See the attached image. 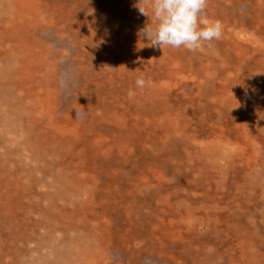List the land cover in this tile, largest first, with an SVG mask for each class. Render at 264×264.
I'll return each mask as SVG.
<instances>
[{"label": "rangeland", "instance_id": "374dc122", "mask_svg": "<svg viewBox=\"0 0 264 264\" xmlns=\"http://www.w3.org/2000/svg\"><path fill=\"white\" fill-rule=\"evenodd\" d=\"M11 1L22 27L5 55L17 61L18 97L29 101L36 90L45 100L46 115L30 101L34 139L40 128L61 138L62 165L89 191L84 219L101 251L89 257L64 230L85 227L73 223L80 201L60 211L63 226L46 218L52 153L39 169L30 161L33 187L20 176L0 179L11 200L1 196L0 250L30 238L0 264L13 255L28 264L53 256L67 264H264V0H208L202 16L220 21L222 36L197 52L150 47L142 30L151 12L141 14L148 5L139 0ZM1 94L0 106L12 103ZM15 134L0 122V164L14 165L11 175L30 152L11 142Z\"/></svg>", "mask_w": 264, "mask_h": 264}, {"label": "bare ground", "instance_id": "6f19581e", "mask_svg": "<svg viewBox=\"0 0 264 264\" xmlns=\"http://www.w3.org/2000/svg\"><path fill=\"white\" fill-rule=\"evenodd\" d=\"M20 20H21V18L16 16L14 1L0 0V27L6 28L7 26H9V28L11 30V33L6 34V36H4L3 38H2L3 32L0 31V51H1L0 52V93H2L1 95L2 96L4 95L6 98L9 97L12 101V103L5 102L4 106H0V109H2V110H3V108L8 109V110L7 109L4 110L3 113L2 112L0 113V122L3 123L4 125L9 126V128H11L12 130L17 132V134H15V136H14L15 138L14 139L11 138V140H12L11 142L14 145H16L18 149H21L22 151L23 150H26L28 152L30 151L27 154V157L24 158V160H23V163H25V164L21 168L18 167L19 171L13 173V175L10 174L9 168L14 166V165H12L9 161H1L0 179H2L3 182L11 183L13 181V178H15L17 180L16 176H20V178L22 180L28 181L31 184L30 186L33 187L35 185V175L36 174L31 167L30 161L31 160L38 161V163H36V164H37V168L39 169L40 167L44 166V165H41V164H43V163H41V161L45 162L44 156L50 157V156H52V153H53V156L55 157L56 160L54 163L55 167L52 169H54L55 174H52L53 172L49 171V172L44 173V175L47 176V178H50V177L52 178L49 183H50V185H52L56 188V190L53 193L56 197L53 195L54 198H52V201H51L52 203H50V206L48 207V209H46V218L49 217L52 224L63 226V224H61L60 219L64 218V216L66 215V213H63L64 210L69 209L73 203L77 204L80 201L81 205H80V207L77 208V209H81L80 213L77 212V217H79V221H73V223L81 224V225L84 224L83 226H85V227H80L78 225L73 224L71 226H64V230H68L67 232L71 231L74 233V234H72V238L73 237H76V238H73L71 241H72V243L75 244L76 249L85 248V249L89 250V252H88L89 257L92 258L93 254H96L97 256H95V257L98 259L99 256H98L97 250L101 251L98 234H97L96 230L94 229V225L92 223H88L87 220L84 219L85 213H83L84 200L86 199L85 195L89 194V191L81 188V186L79 185L80 183L78 182L79 178L76 175L75 169L72 166H70L66 160L65 161L68 164V166H70L73 169L69 168L67 171L66 166H63L64 165V163H62L63 159H62V156H59L61 153L58 150V149L63 148L61 138L58 135H56L55 133H53L54 130H53V132H49V131H51V129H49V128H42V129L40 128V130L37 133V134H39L40 140L35 141V139H34L33 130L34 131L36 130L34 127V120H35V117H37V116H36V112H34V110L31 112L32 106L30 104V101L33 103V106L35 104L37 106L40 105L41 112L44 111L43 115H46V114H48V112H47L48 110L43 106V103L45 102V100H43L42 97H40V94H39L40 92H38L36 90L31 92L32 94L29 98V101L21 100L18 97L19 86H17V84H16V79L18 78V69L15 68L16 67L15 63H17V61L15 60L14 57H10V58L12 60H15V61H13V62L7 61L5 54H8L7 49L9 48V46H12L13 43L15 42L14 38L17 37L16 35L19 32V31H17L16 27L17 26H20V28L22 27V21H20ZM18 38H20V36ZM253 41L255 42V41H257V39H253ZM208 46L209 45L205 46L204 48H207ZM4 48L6 49V51H3ZM209 49H210V46L208 47L207 51ZM9 53L15 55L14 50L9 51ZM211 53L212 54L214 53V49H212ZM38 57L40 58L41 56H38ZM19 62H21V58H20ZM30 74L31 73H29V75ZM32 98H34V99H32ZM1 100L2 99L0 97V105H1ZM228 102H229V98H228ZM41 112H40V116L43 117ZM6 114L12 115L11 120H8ZM21 118L24 119L23 120L24 121L23 122L24 129L21 127V122H19V120H18ZM5 119L10 121V122H5ZM24 123H26V124H24ZM38 129H39V127L37 128V130ZM42 130L48 131L49 132L48 135H52V133H53V135L55 137L58 136L57 140L54 137L53 138H50V137L46 138L44 135H42V133H43ZM5 134L7 135L6 130H5ZM44 134H46V132ZM41 140L47 141V142L45 141L44 147L41 144H39V142ZM0 144L2 145L3 143L0 142ZM204 151H205V148H204ZM209 153L212 156H214V152L209 150ZM216 161H217L218 165H220V163L221 164L226 163V160L222 157L220 158V160L216 159ZM44 164H46V163H44ZM39 165H41V166H39ZM3 167H4V169H3ZM46 167H48L51 170L49 164H46ZM40 174H43V173H40ZM4 176H5V178H4ZM258 177H260V176H258ZM254 181L255 180H253V182H250V185L253 187H256V185H255L256 182H254ZM54 187H52V188H54ZM263 191H264V186H263ZM263 195H264V193H263ZM1 196L4 197V199L6 201H8V202L11 201L3 194L2 188H0V202L2 200ZM61 210L63 211L62 213H60ZM59 217H60V219H59ZM43 228H44V226H43ZM29 241H30V238L26 241V243L24 240L21 243L17 242L16 245H14L12 248H7L6 250L1 249L0 255H2L5 259H7L8 258L7 257L8 252L11 250H16V253L22 252L23 250L26 249L25 248L26 244ZM94 249H95V253H94ZM6 251H7V253H6ZM77 254L79 256H81L83 254V251L80 250L77 252ZM65 255L68 257V253H65ZM78 255L70 256V258H72L73 261L77 260V258H79ZM12 261H13L12 264H21L22 263L19 260L18 255L16 257H14V255H13ZM70 262H68V263H70ZM9 264H11V263H9ZM24 264H28V263H24ZM46 264H67V260H66V262L61 261L60 257L53 256L50 261L46 262ZM76 264H81L80 260H78Z\"/></svg>", "mask_w": 264, "mask_h": 264}, {"label": "clouds", "instance_id": "9594fccd", "mask_svg": "<svg viewBox=\"0 0 264 264\" xmlns=\"http://www.w3.org/2000/svg\"><path fill=\"white\" fill-rule=\"evenodd\" d=\"M208 0H139L148 8L139 7V12L149 16L151 24L142 30L148 45L154 49L163 47L184 48L189 52L202 51L212 41L222 36V24L202 16ZM146 80L138 78L136 87L143 88ZM134 93L130 92L129 97Z\"/></svg>", "mask_w": 264, "mask_h": 264}]
</instances>
